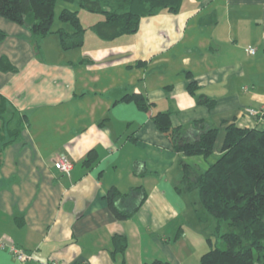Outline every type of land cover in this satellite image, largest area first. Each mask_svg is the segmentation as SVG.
<instances>
[{
	"label": "crops",
	"instance_id": "crops-1",
	"mask_svg": "<svg viewBox=\"0 0 264 264\" xmlns=\"http://www.w3.org/2000/svg\"><path fill=\"white\" fill-rule=\"evenodd\" d=\"M0 29V94L9 114L25 115L20 136L0 153V238L32 254L21 262L0 248V264H187L189 231L201 220L196 192L177 190L181 161L198 171L209 161L176 151L152 116L169 111L174 126H218L211 162L228 123L264 129V0H182L178 12L142 16L134 33L112 40L87 28L82 46L69 50L56 33L38 49L24 26L1 16ZM187 71L199 85L194 95ZM128 93L143 95L148 108L123 99ZM61 155L72 163L68 172L54 166ZM110 187L144 189L118 200L121 208L143 193L145 200L118 219L106 200ZM115 234L127 239L123 257L114 253Z\"/></svg>",
	"mask_w": 264,
	"mask_h": 264
},
{
	"label": "trees",
	"instance_id": "trees-1",
	"mask_svg": "<svg viewBox=\"0 0 264 264\" xmlns=\"http://www.w3.org/2000/svg\"><path fill=\"white\" fill-rule=\"evenodd\" d=\"M58 0H0V16L24 26L30 33L34 46L39 49L41 40L51 33L59 37L63 50L80 48L84 41V32L91 29L100 39L112 40L123 34L134 33L142 16L153 15L163 10L178 12L182 0H64L78 8L63 7L58 15L63 26L54 29V9ZM98 14L99 20L85 26L79 10ZM64 24L69 26L66 28ZM6 32L0 29V41ZM4 57L0 58V64ZM7 67V66H6ZM10 70H15L11 65ZM7 67V68H8ZM187 91L194 95L199 88L198 82L190 72H186ZM134 100L141 109L149 104L141 94L128 93L122 97ZM209 108L214 100L203 101ZM9 101L0 94V153L9 143L20 136L25 115L11 110ZM158 130L166 133L174 149L184 156H202L208 159L214 151L219 127L208 125L204 119L193 120L188 125H172L169 111H159L153 116ZM193 132L188 136V129ZM219 155L209 162L203 170H196L192 164L181 161L182 178L178 191H195L201 205L197 209L202 221L205 214L213 216L218 227L224 221L228 229L221 234L224 248L210 244V248L201 254V264H264V129L240 127L228 123ZM94 154L89 151L84 160L91 165ZM134 187L129 193L122 194L115 187L106 192L110 210L118 219H125L135 212L145 200V193L139 204L123 206L116 204L137 191ZM114 253L123 257L127 246L124 235L112 237ZM120 264H125L121 259ZM144 264H168L155 259Z\"/></svg>",
	"mask_w": 264,
	"mask_h": 264
},
{
	"label": "rangeland",
	"instance_id": "rangeland-1",
	"mask_svg": "<svg viewBox=\"0 0 264 264\" xmlns=\"http://www.w3.org/2000/svg\"><path fill=\"white\" fill-rule=\"evenodd\" d=\"M65 6H69L71 8H76V6L71 5L67 2H65L64 0H58L56 5H55V9H54V22H53V28L55 29L61 22L58 18L59 12L60 10L65 7ZM84 13L87 16H84ZM81 20L82 22H87L89 17H98L101 18L100 15L98 14H92L90 12H87L86 10L81 11ZM214 156V155H213ZM191 158L195 157L197 159H200L203 163H204V159L202 156H189ZM213 159L212 157H208V161L211 162ZM197 162V161H196ZM207 166V165H206ZM197 206L199 208H201L200 203L198 202ZM196 206L192 205V209H194ZM209 216V219L207 221H203L202 222L198 221L197 222V233L195 232L194 229H191L189 231L190 234V240L193 243L194 246V251L193 253L190 255L187 264H201L198 262V258L199 256H201V254H203L204 252H206L210 247L208 246L209 244V240H211L212 244L217 245L220 248H224L225 244L221 238V234L224 233L225 231H227L228 226L224 221L219 222L220 226L218 227V222L217 220L213 217V216ZM208 246V247H207ZM256 263H258L256 261ZM259 264V263H258Z\"/></svg>",
	"mask_w": 264,
	"mask_h": 264
},
{
	"label": "built area",
	"instance_id": "built-area-1",
	"mask_svg": "<svg viewBox=\"0 0 264 264\" xmlns=\"http://www.w3.org/2000/svg\"><path fill=\"white\" fill-rule=\"evenodd\" d=\"M248 51L253 53L254 48H249ZM246 111L250 114H256L258 112L257 109L251 107L247 108ZM261 111L264 112V107L261 109ZM54 166L61 172H68L71 169L72 163L65 156L61 155L54 161ZM0 248L8 249L21 262L32 259L31 253L24 252L13 243H9L1 238Z\"/></svg>",
	"mask_w": 264,
	"mask_h": 264
}]
</instances>
